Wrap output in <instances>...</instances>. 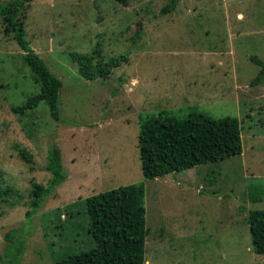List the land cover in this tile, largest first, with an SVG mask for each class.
Masks as SVG:
<instances>
[{"label":"rangeland","instance_id":"rangeland-1","mask_svg":"<svg viewBox=\"0 0 264 264\" xmlns=\"http://www.w3.org/2000/svg\"><path fill=\"white\" fill-rule=\"evenodd\" d=\"M166 3L30 2L26 39L62 84L59 122L44 102L12 111L39 86L0 21V264H52L95 246L85 198L141 182L143 264H264L245 221L250 210H264V85L250 84L259 68L249 60L264 62V0H179L162 14ZM97 44L104 60L126 61L106 78L84 80L69 53L91 54ZM194 110L236 119L240 155L144 180L140 119ZM54 148L66 180L27 217L32 184L48 185L44 166Z\"/></svg>","mask_w":264,"mask_h":264},{"label":"trees","instance_id":"trees-1","mask_svg":"<svg viewBox=\"0 0 264 264\" xmlns=\"http://www.w3.org/2000/svg\"><path fill=\"white\" fill-rule=\"evenodd\" d=\"M32 1L10 0L0 4L3 33L14 40L23 52L32 80L39 86L38 93L13 107L12 111L23 115L44 102L51 118L59 122L58 98L62 84L48 71L26 39L25 20ZM116 1L126 6V0ZM178 1L167 0L161 13H171ZM95 47L91 54L69 53V58L76 64V72L84 80L106 78L114 68L126 61L124 56L104 60L100 45ZM249 60L259 68L250 84L264 85V62L254 56H250ZM137 146L142 177L153 180L199 164L239 156L240 126L234 118L211 119L196 110L184 118L160 111L156 116L140 119ZM16 150L19 159L27 165L31 163L26 149L17 145ZM48 152L44 171L49 173L50 179L47 186L32 184L31 211L26 212L27 217L36 213L43 200L66 180L59 150L54 148ZM2 196L0 191V199ZM144 198L143 182L101 191L85 198L83 203L88 217V232L95 246L54 260L52 264H143L148 235ZM61 212L57 209L54 213L60 215ZM246 224L253 253L264 255V210H250L246 215ZM5 261H9V258Z\"/></svg>","mask_w":264,"mask_h":264},{"label":"crops","instance_id":"crops-1","mask_svg":"<svg viewBox=\"0 0 264 264\" xmlns=\"http://www.w3.org/2000/svg\"><path fill=\"white\" fill-rule=\"evenodd\" d=\"M236 17H239V15L237 14V16ZM241 17V16H240ZM130 185V184H129ZM252 210H254V209H252ZM250 212V211H249ZM245 221H246V218H245Z\"/></svg>","mask_w":264,"mask_h":264}]
</instances>
